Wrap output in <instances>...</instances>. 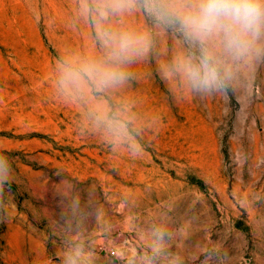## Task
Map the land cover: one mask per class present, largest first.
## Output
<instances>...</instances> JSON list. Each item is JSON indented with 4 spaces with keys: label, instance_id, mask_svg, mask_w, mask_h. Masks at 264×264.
<instances>
[{
    "label": "rangeland",
    "instance_id": "374dc122",
    "mask_svg": "<svg viewBox=\"0 0 264 264\" xmlns=\"http://www.w3.org/2000/svg\"><path fill=\"white\" fill-rule=\"evenodd\" d=\"M207 46L199 91L139 0H0V264H264V38Z\"/></svg>",
    "mask_w": 264,
    "mask_h": 264
},
{
    "label": "clouds",
    "instance_id": "9594fccd",
    "mask_svg": "<svg viewBox=\"0 0 264 264\" xmlns=\"http://www.w3.org/2000/svg\"><path fill=\"white\" fill-rule=\"evenodd\" d=\"M142 8L157 20L178 25L179 30L192 43H199V62L193 58L182 59L178 70L182 71L191 86L199 91L226 87L219 71V61L207 46L218 42L233 58H240L253 50L259 52L257 41L264 38V0H139ZM138 39L129 34L118 38L113 57L122 60ZM116 42V38H112ZM105 43H108L106 40ZM91 76L95 73L100 83L123 78L122 72L86 67Z\"/></svg>",
    "mask_w": 264,
    "mask_h": 264
}]
</instances>
